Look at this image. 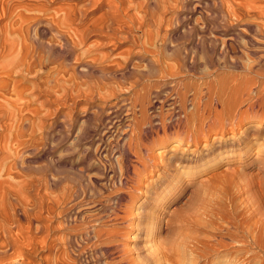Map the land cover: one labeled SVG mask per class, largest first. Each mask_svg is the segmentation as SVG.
I'll return each mask as SVG.
<instances>
[{
	"label": "rangeland",
	"instance_id": "obj_1",
	"mask_svg": "<svg viewBox=\"0 0 264 264\" xmlns=\"http://www.w3.org/2000/svg\"><path fill=\"white\" fill-rule=\"evenodd\" d=\"M2 4L0 138L6 152L16 149L18 169L64 173L49 185L52 196L64 193L51 264H242L254 253L264 260L263 249L229 239L264 232V140L214 147L264 119L228 124L226 135L191 134L197 96L257 66L263 52L247 42L264 38V0Z\"/></svg>",
	"mask_w": 264,
	"mask_h": 264
},
{
	"label": "bare ground",
	"instance_id": "obj_2",
	"mask_svg": "<svg viewBox=\"0 0 264 264\" xmlns=\"http://www.w3.org/2000/svg\"><path fill=\"white\" fill-rule=\"evenodd\" d=\"M147 3L148 2H146V4ZM0 4L3 5L2 0H0ZM127 4H129V3H127ZM233 5L235 6V3ZM11 6L13 7V5H11ZM226 6H227V4H226ZM126 8H129V7H126ZM231 8H233V10H234V7L231 6ZM5 9H6V6H5ZM124 10H126V9H124ZM65 11H67V10H65ZM127 16H129L131 18L130 15L127 14ZM46 17H48V16H46ZM49 18H50V16H49ZM63 19H64V17H63ZM132 20H134V18ZM14 21H15V19H14ZM43 22H44V20H43ZM0 23H1V20H0ZM35 26H38V25L36 24ZM32 29H34V28H32ZM2 30L0 29V58L2 57L4 49H5V44H4L3 36H2V34H3ZM263 30H264V25H263ZM54 36H56V34H54ZM71 36H73V35H71ZM19 38H21V37H19ZM35 38H36V36H35ZM59 38H61V37H59ZM9 40H11V39H9ZM31 40H30V42H31ZM247 43L249 45L248 47H252L254 53H258L261 51L263 52L259 56V61L257 63V66L255 67V65H254V67H250V74H236V75L229 76V78L225 80V83L223 85H220V86H216L213 83H210L208 85V87L206 86L207 88H206L205 93L200 91L201 94L202 93L203 94L202 95L199 94L197 96V99L195 98L197 101L193 104L194 110H193V113L191 114V119L194 122V124L195 123L197 124V127L194 128L195 131H194V133H191V134L195 135L196 139L200 138V132L201 131H204V132H202V134L207 131V133L204 134L205 138H207L208 134L210 133L209 131H212V129H216L217 132H219V133L221 132L222 134L226 135V132H227L228 127H229V126L227 127L228 124H231L232 129H234L235 128L234 126L235 125L239 126V124H241V122H243V120L245 118L251 117L254 119V118L259 117L260 119H264V38L263 39L261 38L258 40L257 36H256V38L251 37L248 39ZM72 44H74V43H72ZM226 44L229 45V42H227ZM61 46H62V43H61ZM75 46H77V45H75ZM33 48H34V46H33ZM25 49H27V46ZM31 49H32V47H31ZM17 54H18V51H17ZM16 57H18V55H16ZM10 59H8V61ZM12 59L10 60V62L15 61L17 58L15 60H12ZM160 60H162V57L158 58V62H160ZM210 60L211 59H209V61ZM1 64H5V63L0 62V72L2 70ZM235 64H237L239 66L240 62L238 60H236ZM27 65H29V64H27ZM107 67H108V65H107ZM168 69H170V68H168ZM225 69H227V68H225ZM171 72H172V70H171ZM173 73H175V72H173ZM219 82H221V81H219ZM178 85H180V84H178ZM176 90H177V88H176ZM192 93L193 92H191V94ZM189 97H191V96H189ZM243 107H246V108L243 109ZM184 110H185V108H184ZM166 115H165V117H166ZM180 121L178 123H180ZM12 123H13V121H12ZM249 139H251V140H249ZM259 139L264 140V126H257L253 129L251 127H248L247 129L244 130V133L242 134L241 137H239L236 140V142H228V141L226 142L225 141L223 143H219L218 145H216L214 147L216 149H220V150L225 151V150H228V147H231V145H233L234 143H236V144L245 143L248 140L251 141L252 143H255ZM6 140L7 139L4 137L0 138V264H51V262H50L51 258L49 256H47L46 253L51 252L53 249H55V247H54V245H52V241H51V238L54 239L53 238L54 236H52V234L54 232H62L64 230V225L56 224L57 221L59 220L58 218L64 216V209H62L59 206V203H61L62 200H64V193L61 195L57 194V195L52 196L51 192H50L49 185L54 183V182H57V183L64 182V173L60 172L56 176V174H53L48 167H37V168H35V167L31 166V167L18 169L16 166H14L15 163H12V162H15L18 158L17 151L14 148V149H11L10 152H6L5 151L6 150L5 149L6 148L5 147V141ZM18 152H19V150H18ZM21 153L23 155V152H21ZM1 154H3V156H1ZM23 156H25V155H23ZM23 156H21V157L23 158ZM27 156H29V155L26 154V157ZM178 159L181 160L182 157L180 156V157H178ZM5 160H7V161H5ZM23 162H24V160H23ZM249 167H252V165H250ZM36 180H38L39 183H37ZM65 181L75 183V182H78V179L75 176H67V177H65ZM228 221H231V220H228ZM160 225H161V222L158 219V216H156L155 219L153 220V222L151 221L150 231L153 233H158L160 230ZM82 227H85V226H82ZM255 231H257V230H255ZM95 233H96V235H98L100 237L105 235V234H103L104 230H102V229L95 230ZM111 233H112V231H111ZM231 235L232 236L229 237V239H231V242H234V243L235 242H237V243L241 242V244L250 246L251 248L252 247H258V248H261L264 250V232H261L258 235V237L252 238L251 240L248 238L242 237V235H239L240 237L237 235H233V234H231ZM59 240H60L59 243L61 246L62 241L64 239L62 236H60ZM70 241L72 242V244L74 243L73 240L70 239ZM92 242H94V241H92ZM228 244H231V243L226 242V240H224V239H219L216 243V245L220 246V247H226ZM76 245L78 246V244H76ZM204 246L209 247V244H205ZM231 246H232V244H231ZM216 249H218V248H216ZM245 249H247V248L246 247L239 248L240 251H247ZM232 253H234V252L232 251ZM243 257H244L243 258L244 262L242 264H264V260H260V261L258 260V257H259L258 254L254 253V254H251L247 257H245V256H243ZM54 258L56 259V257H54ZM59 260L60 259L58 257V261ZM55 261H57V259ZM56 263H58V262H56ZM58 264H61V263H58Z\"/></svg>",
	"mask_w": 264,
	"mask_h": 264
}]
</instances>
